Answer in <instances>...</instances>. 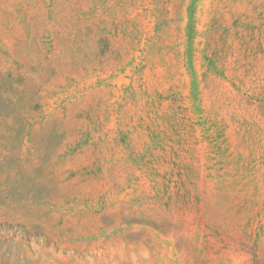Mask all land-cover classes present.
<instances>
[{
	"label": "rangeland",
	"instance_id": "obj_1",
	"mask_svg": "<svg viewBox=\"0 0 264 264\" xmlns=\"http://www.w3.org/2000/svg\"><path fill=\"white\" fill-rule=\"evenodd\" d=\"M0 264H264V0H0Z\"/></svg>",
	"mask_w": 264,
	"mask_h": 264
}]
</instances>
